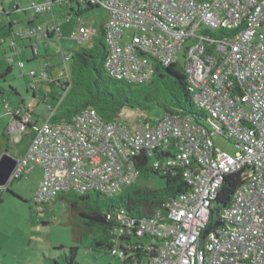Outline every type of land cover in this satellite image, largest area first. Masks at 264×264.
Here are the masks:
<instances>
[{"label": "built area", "instance_id": "built-area-1", "mask_svg": "<svg viewBox=\"0 0 264 264\" xmlns=\"http://www.w3.org/2000/svg\"><path fill=\"white\" fill-rule=\"evenodd\" d=\"M94 4L107 14V75L145 84L157 66L181 64L182 56L191 102L204 116L166 111L153 122L148 117L132 121L121 114L107 121L87 107L69 121L53 122L61 97L46 99L39 123L26 110L7 106L13 143L28 133V121L35 123L11 181L37 165L43 176L35 204L49 203L65 192L114 196L137 183L138 164L148 156V164L161 175L181 171L189 184L188 191L138 220V225L136 218L119 215L120 234L125 227L132 228L147 240L146 248L155 247L149 264H264V0H96ZM50 7L46 1L32 2L30 9L40 13ZM127 30L133 32L129 41H125ZM42 31L41 26L31 27L16 34L31 39V50L38 53ZM97 34L98 26L80 24L72 39L81 45ZM9 46L15 47L13 39ZM16 53V48L7 53V62L21 76L31 77L32 88L52 80L47 66L26 70L24 61H15ZM62 55L58 78H70L72 53ZM206 120L213 129L202 123ZM215 137L232 142L236 151L218 147ZM232 173H239L241 182L231 203L219 212L217 224L214 200ZM209 224L213 227L206 231Z\"/></svg>", "mask_w": 264, "mask_h": 264}, {"label": "trees", "instance_id": "trees-1", "mask_svg": "<svg viewBox=\"0 0 264 264\" xmlns=\"http://www.w3.org/2000/svg\"><path fill=\"white\" fill-rule=\"evenodd\" d=\"M55 1L53 0V2ZM61 3L65 5L67 10L61 15H55L54 27L45 30L46 38L53 37L58 24L57 20L61 22L58 26L60 29L64 23L73 20V16L81 18L82 14L88 10L100 7L98 4H94L96 0H61ZM52 9L53 6L44 12L34 14L40 16L52 11ZM59 18H65L66 21ZM106 19L98 26L96 37L87 43L69 49L72 53L71 77L58 78L60 65H46L53 73V78L48 84L44 85L45 89L41 93L42 96H36L37 89L32 88L31 85L28 88L37 104H25L22 100L23 106L18 105V107L26 110L31 117L34 116L39 119L45 114V101L47 98L59 100L62 97L51 117L53 122L69 121L81 109L87 107L95 108L102 118L107 121L120 116L125 108L142 111L150 109L154 105L164 107L165 112L180 111L196 117H203V113L196 110L191 102L187 91L186 71L180 63L170 66H157L155 76L149 82L140 85L124 80H115L107 75L104 67V60L107 55L104 32ZM12 26L11 23L9 32L12 36L11 39L15 41V47H10L8 43L7 53L13 52L15 48L17 49V38L21 40L28 39L13 32ZM29 40L31 41V39ZM40 40H38V46ZM31 53L32 56L28 62L37 59L39 50L38 53H33V51ZM13 67L15 66L10 64L6 71L0 72V77L7 75ZM28 69L26 67V70ZM40 104L44 107L43 112L37 111V106ZM15 117L20 118V116ZM38 119L35 118V122H38ZM26 124L29 131L24 136L30 137L35 123L28 121ZM6 131L0 135V155L6 149L8 152L11 150L12 134L8 132L7 128ZM166 155L168 154H165L164 157ZM147 157L144 156L142 163L138 164L141 177L149 179L153 175L161 176L165 179V185L161 188L134 183L114 196L97 192L84 195L74 192L60 194L68 201L70 206L68 225L72 226L75 241H80L83 234H93L95 250L117 256L123 264H143L142 259L144 257H147L146 264H149V259L154 254L155 247L146 248L147 240L144 237L137 236L132 228L125 227L124 233L120 234L119 215L123 214L124 216L136 218L135 225H138V220L153 215L157 208H164L169 199L188 191L189 184L184 179L181 171L175 174L161 175L148 164ZM20 178L22 176L17 179ZM240 182L239 173L229 174L225 178L214 200L213 212L217 224H220L219 212L231 203L232 195ZM7 190L9 189L7 188ZM108 214L111 215L110 218H108ZM212 227L213 224H209L206 231ZM63 248V246H60L56 249ZM114 250L115 252H113ZM78 251V247H70L67 252L64 251L58 256H45L43 264H78L76 261Z\"/></svg>", "mask_w": 264, "mask_h": 264}, {"label": "rangeland", "instance_id": "rangeland-1", "mask_svg": "<svg viewBox=\"0 0 264 264\" xmlns=\"http://www.w3.org/2000/svg\"><path fill=\"white\" fill-rule=\"evenodd\" d=\"M46 0H3L0 4V72H4L10 66L7 62L5 50L8 51V43L12 38L9 26L13 24L16 29H28L34 26H42V38L39 41V53L37 59L29 61L32 56L28 47H23V40L17 38V44L23 49L21 54L15 55V61L22 59L27 68L42 69L46 65L63 64L62 52L76 46L72 39L74 30L90 25L99 26L105 19V10L97 7L83 13L81 18L73 16V20L64 23L59 31L54 32L52 38H46V28L54 27L53 14L61 15L66 12V7L61 0L53 3L52 11L36 16L30 9L32 2L44 3ZM61 20H65L62 18ZM59 22V20H57ZM131 30L125 33V41H129ZM180 62L185 65V59L181 56ZM71 70V62L68 63ZM32 79L19 74L17 68L13 69L4 77H0V135L7 132L6 128L10 120L7 106L12 108L37 101L33 99L32 93L28 91ZM41 88V87H40ZM39 88V89H40ZM37 89L36 96H42L41 89ZM37 111L43 112L42 104L37 106ZM165 114V108L154 105L150 109L137 111L125 108L121 115L129 117L134 121L142 122L149 118L151 122L157 117ZM38 119L37 117H35ZM39 120V119H38ZM40 123V121H39ZM210 129L213 124L208 120L203 121ZM30 137L24 136L19 143H13L9 153L16 158L24 155ZM215 144L230 153L236 151L234 144L224 138L215 137ZM43 171L40 166L30 165L29 171L22 178L12 180L7 188H0V264H43L45 256H58L70 247H78L76 261L78 264H123L120 258L95 250L93 234H83L80 241L73 239L70 220V206L63 196L58 195L49 203L35 204L34 194L42 180ZM139 184L150 187L161 188L165 185V179L159 175H153L149 179L140 177ZM216 217V214H215ZM63 246V249H56ZM147 263V257L142 259Z\"/></svg>", "mask_w": 264, "mask_h": 264}, {"label": "water", "instance_id": "water-1", "mask_svg": "<svg viewBox=\"0 0 264 264\" xmlns=\"http://www.w3.org/2000/svg\"><path fill=\"white\" fill-rule=\"evenodd\" d=\"M46 2L53 6V0H46ZM17 164L18 158L11 155L7 149L2 152L0 155V188H8Z\"/></svg>", "mask_w": 264, "mask_h": 264}, {"label": "crops", "instance_id": "crops-1", "mask_svg": "<svg viewBox=\"0 0 264 264\" xmlns=\"http://www.w3.org/2000/svg\"><path fill=\"white\" fill-rule=\"evenodd\" d=\"M3 3V0H1V4ZM62 14V13H61ZM57 17H59V16H57ZM106 17H107V14H106V12H105V19H106ZM59 19H61V18H59ZM104 19V20H105ZM54 20H55V14H53V23H54ZM10 28H11V25L9 26V30H10ZM46 29H49L48 27L46 28ZM12 30H13V28H12ZM18 30L16 29V32H17ZM13 32H14V30H13ZM0 42H6V40H0ZM30 44H31V41L29 40V39H25V40H23V47H28V48H30V50H31V47H30ZM17 50H18V53L17 54H21L22 53V51H23V49L21 48V47H19L18 46V44H17ZM32 52V51H31ZM5 55H6V53H7V50H5ZM22 60V59H21ZM26 62V61H25ZM30 69V68H29ZM33 69V68H32ZM47 88V87H46ZM54 88V87H53ZM41 93H43L44 92V89H45V86L43 85V86H41ZM39 89V90H40ZM122 113V112H121ZM29 142H30V139H29ZM29 142H28V145H29ZM27 148H28V146H27ZM27 148H26V151H27ZM25 151V152H26ZM25 154V153H24Z\"/></svg>", "mask_w": 264, "mask_h": 264}]
</instances>
